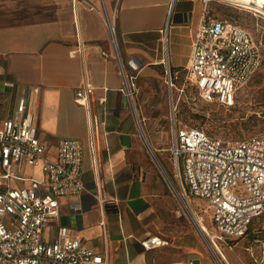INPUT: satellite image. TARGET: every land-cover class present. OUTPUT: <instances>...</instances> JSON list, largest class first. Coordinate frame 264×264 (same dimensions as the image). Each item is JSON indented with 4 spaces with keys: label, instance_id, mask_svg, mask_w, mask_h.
I'll return each instance as SVG.
<instances>
[{
    "label": "crops",
    "instance_id": "crops-1",
    "mask_svg": "<svg viewBox=\"0 0 264 264\" xmlns=\"http://www.w3.org/2000/svg\"><path fill=\"white\" fill-rule=\"evenodd\" d=\"M208 4L0 0L2 116L28 90L38 88L34 120L39 139L51 153L59 140L82 143L84 191L58 199L59 217L45 226V240L66 227L69 236L100 254L104 264H212L213 255L195 223L184 220L179 210L167 222L160 216L159 198L174 187L158 178L159 166L151 154L161 155L154 129L160 121L158 97L167 88L164 65L172 71L187 68ZM104 12L114 17L113 37ZM121 67L134 77L143 138L120 91ZM78 92L85 102H78ZM181 205L189 217L191 212L201 218L188 201ZM155 236L165 244L144 249L141 242Z\"/></svg>",
    "mask_w": 264,
    "mask_h": 264
},
{
    "label": "built area",
    "instance_id": "built-area-1",
    "mask_svg": "<svg viewBox=\"0 0 264 264\" xmlns=\"http://www.w3.org/2000/svg\"><path fill=\"white\" fill-rule=\"evenodd\" d=\"M102 16L113 37L114 17L105 12ZM260 64V46L249 30L204 14L187 68L172 71L167 62L164 65L165 84L170 93H177L175 101L170 96L171 111L187 85L206 103L234 106L236 92ZM120 74V91L132 104L134 77L123 67ZM38 93V88L28 90L5 117L0 108V264H104L100 254L77 236H69L66 227H59L53 240L43 238L47 223L59 217L58 199L79 196L84 184L82 143L59 140L51 153L39 139L34 120ZM76 95L78 102L86 101L83 92ZM170 154L181 185L180 198L204 202L214 229L199 230L221 255L216 242L231 249V242L242 238L255 218L264 216V137L222 139L173 121ZM164 244L157 236L141 242L144 249Z\"/></svg>",
    "mask_w": 264,
    "mask_h": 264
},
{
    "label": "rangeland",
    "instance_id": "rangeland-1",
    "mask_svg": "<svg viewBox=\"0 0 264 264\" xmlns=\"http://www.w3.org/2000/svg\"><path fill=\"white\" fill-rule=\"evenodd\" d=\"M208 5L210 16L233 21L252 33L260 46L261 64L253 77L236 92L234 106L230 108L204 102L197 92L188 85L185 94L180 97L174 113L170 108V96L175 101L176 91L173 90L170 93L169 89L165 87L160 98L158 97L160 108L157 111L160 113V121L154 129V133L158 138V152L161 155L159 154V157L156 155V158L174 187V190L166 189V194L159 198L162 201L158 203V211L166 222L175 218V212L179 210L184 216V220L189 219L191 224L195 225L193 217H189L181 205L186 200L182 198V201L179 198V194L182 192L181 185L170 154L173 121L177 126L200 128L208 135L222 139L243 140L251 137H264V12L257 13L253 9L225 0L209 2ZM137 94V91L134 90L133 101ZM131 110L143 134L144 123L135 101L131 104ZM156 170L158 178L166 182L157 166ZM186 190H188L187 187ZM187 201L196 213L203 217L205 227L208 230H213L211 213L204 212V202L192 198ZM195 226L197 227V225ZM204 239L208 250L210 248L214 253V246L208 239L205 237ZM231 243L230 249L227 244L216 242L221 255L215 252L214 256L220 264H264V216L254 220L243 238ZM212 264L218 263L212 259Z\"/></svg>",
    "mask_w": 264,
    "mask_h": 264
},
{
    "label": "bare ground",
    "instance_id": "bare-ground-1",
    "mask_svg": "<svg viewBox=\"0 0 264 264\" xmlns=\"http://www.w3.org/2000/svg\"><path fill=\"white\" fill-rule=\"evenodd\" d=\"M228 2H233L236 4H240L241 6L245 7V8H250L253 9L255 12L257 13H261L264 12V0H225ZM253 6V7H252ZM194 213V212H193ZM191 217H193V221L194 223L201 229L203 230H208L205 225L203 224V221L201 220V218H197L195 215H193L190 212Z\"/></svg>",
    "mask_w": 264,
    "mask_h": 264
},
{
    "label": "water",
    "instance_id": "water-1",
    "mask_svg": "<svg viewBox=\"0 0 264 264\" xmlns=\"http://www.w3.org/2000/svg\"><path fill=\"white\" fill-rule=\"evenodd\" d=\"M140 136L143 138V134H142L141 131H140ZM151 154H152V156H153L155 162H157V164H158V166H159V168H160V171H161L162 175L164 176L165 180H167V181L169 182V184L172 186V183L170 182L168 176L166 175V173H164V171L162 170V167H160V165H159V163H158V160H157L155 154H154L152 151H151ZM209 250H210L211 254L214 256L213 251H212L210 248H209ZM214 259L216 260V262H217L218 264H220L219 261H218V259H217L215 256H214Z\"/></svg>",
    "mask_w": 264,
    "mask_h": 264
},
{
    "label": "trees",
    "instance_id": "trees-1",
    "mask_svg": "<svg viewBox=\"0 0 264 264\" xmlns=\"http://www.w3.org/2000/svg\"><path fill=\"white\" fill-rule=\"evenodd\" d=\"M212 2H214V1H212ZM208 15L210 16L209 11H208ZM260 217H261V216H260ZM258 218H259V217H258ZM255 219H257V218H255ZM255 219H254V220H255ZM254 220L251 222V224L254 222ZM251 224H250V225H251ZM250 225H249V226H250ZM248 228H249V227H248ZM247 231H248V229H247L246 232L244 233L243 237L245 236V234L247 233ZM243 237H242V238H243ZM240 239H241V238H240Z\"/></svg>",
    "mask_w": 264,
    "mask_h": 264
}]
</instances>
